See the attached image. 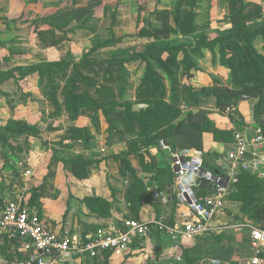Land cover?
<instances>
[{"label":"crops","instance_id":"crops-1","mask_svg":"<svg viewBox=\"0 0 264 264\" xmlns=\"http://www.w3.org/2000/svg\"><path fill=\"white\" fill-rule=\"evenodd\" d=\"M109 5L107 0H0V70L23 67L41 60H60L57 50L71 49L73 52L80 49L79 45L88 51L96 42L97 29L100 30L102 26L115 29L120 25L117 19L115 22L111 20ZM99 14H103L101 20L104 23L97 27L90 25L89 22L99 17ZM37 17L39 21H36ZM49 29H54L53 37L59 34L66 39L46 44L40 39L38 31ZM135 32L126 36L133 35L138 41L144 39L134 36ZM113 36L119 39L116 45L123 39L127 40L125 43L129 42V38H124L125 35L114 33ZM145 40V44L149 42V39ZM256 50L264 55V49ZM203 54L202 69L213 78H220L216 74L218 72L228 80L230 73L224 65L221 64L217 71L212 70L211 51L203 49ZM90 57L106 59L96 58L92 54ZM126 65L127 62L124 63L127 69ZM40 76L32 73L22 79L11 78L0 83V131L7 141L4 146L0 141V196L4 203L10 199H20L54 232L79 241L119 230L124 219L134 217V207H137V219L144 222L179 224L188 218V206L176 199L177 179L170 166L172 152L169 146H162V140L159 147L149 146L150 162L145 167L136 154L129 155L132 170L125 169L124 174H120L121 162L114 155L126 148V142L119 138L116 131L108 132V122L101 111L97 108L82 110L75 120H70L65 111L55 116L56 108L51 101L47 77L45 74ZM140 78L132 90L133 94ZM206 83L202 81V85ZM123 97L133 99L129 91ZM252 97L258 100V97ZM249 99L240 100L245 102L238 107L241 117L228 110L219 111L212 96L201 97L202 110L208 112L214 127L218 129L232 130L233 135L236 131L249 132L260 124L255 119L253 109L257 101ZM230 115L236 121H232ZM261 117L264 120V116ZM238 119L243 121L241 130L237 128ZM115 124L122 127L119 121H115ZM73 127L83 128L84 132L79 137H71ZM202 136L203 149L200 155L204 167L216 171L218 160L232 148L233 137L218 141L210 131H204ZM74 160L91 161L84 169L75 168L79 173L86 171V176L77 177L74 174L71 169ZM255 177L264 179V166L263 174ZM135 178L139 180L137 184ZM139 186L140 189H137ZM132 187L135 190L133 188L129 193ZM34 189L37 190L33 193ZM236 189L237 185L233 192ZM156 191L165 194L167 201L156 198ZM94 199L101 202L93 203L92 208L90 202ZM228 199L216 215L215 224L218 228L216 232L227 233L230 242L216 245L210 233L198 237H181L175 241L169 235L154 230L142 244L136 246L151 245L156 241L159 244L155 247L156 252L160 249L170 252L172 247L169 244L178 241L184 244L189 238H196L202 239V257L213 254L222 259L220 262L223 264H246L256 255L249 225L264 228V207H257L255 203L249 205L246 211L251 210V214L243 218L237 216L239 206L235 207L232 202L229 203L233 211L228 213L224 210ZM229 222L240 223L227 226ZM241 226L243 228H239ZM18 249L19 242L0 230V264H5L19 254ZM103 257L95 258L105 260ZM211 259L217 258H208L209 262ZM116 260L117 255H111L109 263Z\"/></svg>","mask_w":264,"mask_h":264},{"label":"trees","instance_id":"trees-1","mask_svg":"<svg viewBox=\"0 0 264 264\" xmlns=\"http://www.w3.org/2000/svg\"><path fill=\"white\" fill-rule=\"evenodd\" d=\"M230 4L232 8L228 18L231 27L213 39H209L204 33V30L209 27L208 23L197 26L193 24V15L190 14L189 19L180 24L177 21L178 14L175 13L174 26L168 25L165 21L161 22V27H155L151 21L147 29L137 26L134 36L147 38L149 42L142 50L132 51L126 58L111 56L99 60L90 57L95 50L111 46L119 41V39L109 38L94 44L80 61L70 59L41 61L23 67H13L6 71L0 70V83L11 78L22 79L32 73L45 74L48 77L51 101L56 108L55 116L65 111L70 120H75L82 110L99 109L108 122L109 131L114 130L117 134L126 131L131 135V138L126 141V148L114 155V158L121 162L120 174H124L125 169L132 170L128 159L131 154H136L145 167L147 162H150L149 146L159 147V142L165 137H168V146L172 153L179 147L202 152L204 131L212 132L214 139L218 141L231 139L232 130L214 127L207 111L202 109L194 111L198 108L199 99L203 96L214 97L215 106L219 111L235 107L242 95L250 94L258 97L254 116L260 121L259 125L264 132V120L261 119L264 113L260 106L261 102L264 104V55L259 53L253 45L257 31L248 27L249 21L254 18L253 12L243 10L244 2H240V6L237 7L234 6L235 0H231ZM156 18H160L159 15H156ZM52 32L54 29L41 30L38 31V35L46 44H55L66 39L59 34L53 37ZM174 32L182 35L194 32L198 34L194 45L174 43L158 45L162 38ZM48 38L50 40L47 43ZM203 49L211 51L212 61L217 58L229 70L228 80L232 84L231 87L221 84L217 78H212L210 87L195 86L191 83L193 71L200 70L198 59L204 57ZM151 59L155 62L153 63ZM134 60L140 61L144 71L133 99H124V93L127 92L123 72L126 69L124 63ZM181 70L186 73V82L178 79ZM162 73L170 79L168 100L164 97L165 85ZM121 98L124 99L122 103ZM135 103H145L147 106L134 110ZM184 112L185 115H183ZM238 116L241 117V114L238 113ZM230 118L236 121L233 116ZM115 121H119L122 127L119 128ZM236 123L238 130H241L243 121L240 119ZM175 129L177 130L174 133ZM82 131L84 132L83 128L73 127L71 137L81 136ZM0 141L3 146L7 143L1 131ZM90 162L74 160L71 162V169L77 177L86 176V171L79 173L75 168L84 169ZM253 179L257 180L255 176L248 174H242L239 177L234 197L242 200L244 204L257 198L255 195L258 189H254L251 183ZM135 182L137 184L139 180L135 178ZM133 188L135 190V187H132L129 193ZM36 190L34 189L33 193ZM203 191L205 187H202ZM99 202L101 201L94 199L90 205L94 208L93 203ZM254 203L257 207L261 206L258 201ZM4 204L0 196V212ZM133 216L137 219V207L133 208ZM109 253H103V258L106 259ZM186 264H192V262L188 260Z\"/></svg>","mask_w":264,"mask_h":264},{"label":"built area","instance_id":"built-area-1","mask_svg":"<svg viewBox=\"0 0 264 264\" xmlns=\"http://www.w3.org/2000/svg\"><path fill=\"white\" fill-rule=\"evenodd\" d=\"M170 166L177 179L176 199L189 208L188 218L179 224L144 222L128 217L122 221L119 230L79 241L60 236L45 225L36 212L26 208L20 199H10L0 212V230L19 242V254L5 264H57L75 255L100 257L105 252H121L140 245L154 230L169 235L175 241L217 231L215 217L224 208L240 175L263 174L264 132L260 125L249 132L236 131L233 146L218 160L216 171L205 168L201 155L193 152L185 156L173 152ZM184 177L189 182L183 181ZM202 187L205 190L207 187V191L202 192ZM155 197L167 201V196L161 191H156ZM249 235L256 255L246 264H264V228L249 225ZM209 264L223 263L211 259Z\"/></svg>","mask_w":264,"mask_h":264},{"label":"rangeland","instance_id":"rangeland-1","mask_svg":"<svg viewBox=\"0 0 264 264\" xmlns=\"http://www.w3.org/2000/svg\"><path fill=\"white\" fill-rule=\"evenodd\" d=\"M109 1L111 0H107V2L110 4L109 6L111 13V20L115 22V20L117 19V22L120 23V25H118L117 28L115 29L112 27L107 28L105 26H102L100 30L97 29L98 32L96 33V37H95L96 42H94V44L109 38H113L114 33L121 34L122 36L125 35L124 38L127 39L129 38V42L125 43V41L127 40L123 39L121 40V42L118 43V45H116V43L113 44L112 45L113 47L111 48L108 49L100 48L99 50H95L92 53V55L96 58H104V57L110 58L111 56L126 58L130 55L132 51H135L136 49H143L146 41L145 38L140 39L138 41V39L133 38V35L129 37H127L126 35L135 32L137 30L136 25L139 28L147 29V27L150 25L151 18H152L151 21L152 25H154L155 27H161L162 21L167 22L168 25L174 26L175 21L173 20V18L175 13L178 14L177 21L180 24H182L184 21H187L189 19V15L191 14L193 15L192 17L193 24L197 26L206 23L209 24V27L206 30H204V33L207 35L209 39H213L218 35L223 34L231 27L230 19L228 18V15L232 8V5L230 4L231 0H115L113 3ZM240 2L245 3L243 9L245 12L248 11L253 12L254 18L251 21H249L248 27L249 29H254L255 31H257L253 39V45L255 49H264V0H235L234 6L235 7L240 6ZM101 9L102 8H100V10ZM104 11H105V7H104ZM102 15L99 14V17H96L95 19L91 20L89 24L96 27L100 24H103L104 22L103 20H101ZM137 15L139 17L138 20H137ZM156 15H159L160 18H156ZM39 20H40L39 17H37L36 21ZM197 34L198 32L189 33L187 35H182L175 32L170 33L168 37L164 39L162 38L159 41L158 45L172 44V43L194 45ZM114 45H116V48ZM78 47L80 49L73 50V52H71V49L57 50V57L65 60L66 59L81 60L87 51L85 48H82L81 45H79ZM192 56L194 57L195 55L193 54ZM151 61L153 63L155 62L154 59H151ZM202 62H204V59L202 58L198 59L200 70L197 72L193 71V78L191 80L193 81V83H195L194 84L195 86L210 87L211 79L213 77L209 72H206V70L202 69ZM218 62L219 60L217 58L214 61H212L213 71L219 70L221 63L219 64ZM126 67L127 69L123 71L127 81L125 83L126 90L132 94V98H133L134 94L132 90L135 84L137 83L138 79L141 77V74H143L144 68L142 64L139 63V60H135L134 62H127ZM202 72L204 74H202ZM185 74H186L185 71L181 70V72L178 74V79H181V81L186 82ZM216 74L220 75L222 81L220 78H218V81L220 83L222 82L221 84L226 85L228 87L232 86L229 80L224 79L223 74H219L218 72H216ZM39 77L41 76L39 75ZM47 81H48V77L46 82ZM202 81L205 83L207 82L206 85H202ZM163 82L165 85L164 97L165 100H168L170 93V89H169L170 79L167 78L164 74H163ZM47 86L50 87L49 82ZM252 98L256 99L255 97ZM256 101L258 103L257 99ZM120 102L121 103L124 102V99L121 98ZM242 103L245 102L238 101L237 105L235 107L228 109V111H230V113H235V114L240 113L238 107H241ZM260 106L262 108V113H264L263 102L260 103ZM249 107L252 109V106ZM195 109H202L201 98L199 99L198 102V108ZM259 113L258 114L261 115V112ZM183 115H185V112L183 113ZM255 119L257 120V117H255ZM108 132L110 131L108 130ZM122 132L123 133H119L120 135L119 138L121 140H124L126 142L131 138V135L128 134L126 131H122ZM251 183L255 190L258 189L255 195L257 198L251 200L248 204H244L242 200L234 197V193L236 192L235 191L233 192L232 195L229 196L228 202H226V207L224 210H226L228 213L233 211L230 204L232 202L234 203L235 207L239 206L237 211V216L240 215L243 216L244 218V215L248 217L249 214H251V210H249L250 212L246 210L248 206L253 205L254 202L258 201L261 203L260 207H264L263 205L264 179L261 180L253 179ZM230 223L239 224L240 222H235V223L229 222L226 225L230 226ZM239 228H243V226ZM210 234L213 235L212 237L216 245L222 246V244L231 241V238L229 236L227 237L226 235L227 233L225 234L224 231H220V232L214 231ZM179 242L180 241L175 242L174 244L173 243L169 244V246L172 247V250L170 252H164L162 249L158 250L159 253L156 252L155 247L158 246L159 244L156 241H154L151 245L145 244L144 246L132 247L125 251L117 252L116 254L114 252H111L108 254L105 260L104 259L100 260L98 259L99 257L90 258L87 256L75 255L72 256L71 259L62 262H57V264H180V263L186 264V261L188 260H190L192 264H209L208 258H213V257L219 259V261H222V259H220L219 257L213 254L211 255L207 254L206 256L202 257V239L189 238L188 240H186V242H183L184 244H179ZM111 255H117V260L113 261L112 263H109Z\"/></svg>","mask_w":264,"mask_h":264},{"label":"water","instance_id":"water-1","mask_svg":"<svg viewBox=\"0 0 264 264\" xmlns=\"http://www.w3.org/2000/svg\"><path fill=\"white\" fill-rule=\"evenodd\" d=\"M251 97H252V95H250V94H248V95H242L241 96V99L242 100H247V99H249ZM146 106H147V104H145V103H135V104H133V109L134 110H139L141 108H145ZM194 111L196 112V111H198V109H194ZM177 128H179V127H177ZM176 130L177 129L173 130V132L175 133ZM162 143L164 144V146L167 147L169 145L168 144V137L163 138L162 139ZM176 153L178 155H180V156H185V155H187V154L190 153V150L189 149H186V148L179 147V148L176 149ZM193 153H197L198 155H200V152L199 151H193ZM182 180L183 181H186V182H189V180L186 177H184Z\"/></svg>","mask_w":264,"mask_h":264}]
</instances>
